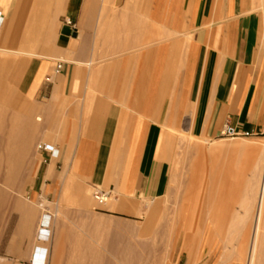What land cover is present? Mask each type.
Here are the masks:
<instances>
[{
	"label": "crops",
	"instance_id": "obj_1",
	"mask_svg": "<svg viewBox=\"0 0 264 264\" xmlns=\"http://www.w3.org/2000/svg\"><path fill=\"white\" fill-rule=\"evenodd\" d=\"M256 10L255 0H0V151L17 153L20 170L32 148L33 188L57 204L70 192L79 210L61 217L77 220L80 244L166 194L178 138L264 130ZM7 90L18 96L8 134ZM41 144L54 151L44 162ZM91 191L110 194L105 208L88 209ZM38 229L31 256L37 247L46 264L58 234L37 245Z\"/></svg>",
	"mask_w": 264,
	"mask_h": 264
},
{
	"label": "rangeland",
	"instance_id": "obj_2",
	"mask_svg": "<svg viewBox=\"0 0 264 264\" xmlns=\"http://www.w3.org/2000/svg\"><path fill=\"white\" fill-rule=\"evenodd\" d=\"M259 3L260 4L258 7V0H255V7L257 9L256 13L259 14L261 19V27H260L261 33L259 39V46L261 49H264V2L263 0L262 1L259 0ZM5 86L12 88L13 84L12 83L5 84ZM5 92L6 94L11 93L12 98L10 100V103H13L12 106L6 107L7 113L5 116V128L7 131L6 133L8 134L10 120L12 119L13 114L17 112V107L14 105L17 103L18 96H17V92H14L13 90H9V91L7 90ZM224 138L225 141L240 139V140L252 142L256 140H263L264 130L261 133H258L257 135L251 137L238 136L235 138H230V137H224ZM22 141L24 143L26 142L24 139H22ZM188 144L190 145L200 144L203 147V148L201 147V150L204 149L202 151L203 153H205V155L203 154L204 156L202 155L201 157L206 158L204 164L206 165L207 163L206 168H210L211 156L208 153H209V148L213 144V140H199L191 137L178 138L175 141V146L177 148L176 150H178L179 152V155L174 156V160L171 164L170 181L166 194L164 196L158 197L156 200L152 202L143 203V205L141 206V211L137 214L135 218L123 219L120 229L117 228L118 225L116 223L115 225L116 229L123 230V238L125 239L126 242H130L131 244H135V243L138 244L141 242H145L148 245L147 251L151 254V256L149 260H147V262H144L145 264H242V262H237V261L232 262L231 260L229 262H225L221 258V255L224 251L223 246L224 243H226L225 242L226 240L224 238L227 237V240H229L230 245L231 244L236 245L237 241L239 245L241 244L242 235L236 233V231L238 230V226L236 227L231 224L232 221L233 222L238 221L235 213L237 211L236 208L239 206V204L238 201L236 200L240 199L241 194L235 193L232 197V199L234 200L233 203L226 202L224 204L227 207V212L222 218L220 217L221 218L220 220L223 223L217 228H214L213 225L209 222V219L207 216H205L204 211L202 212L197 211V213L196 210L193 211L192 208L194 204L192 202V199H194V197L192 198L189 195V197L187 196V198H185L186 197L185 192L187 187L186 184L193 181L196 183H199V181L206 183L207 184L206 188L204 187L203 189L206 190L202 193L204 194L202 195V198L215 199L216 194L209 195L208 191H210L211 189L224 190L225 189L224 184L225 183L228 184V182L230 181V177L225 178L223 176V177H217L215 179L213 177H210V175L211 174L213 175V173H210V171L208 170V172H206L207 178L203 179V181L202 179L198 180L199 178L197 179L190 178L191 174H196L193 172L192 170L193 166L191 165L193 161L196 159V155L193 154L194 148L189 147ZM48 147L49 146L47 145L41 144V148L39 149V152L37 154V156L43 162L48 157L54 155L53 150H50L51 152L50 155L42 153L44 152V150L45 152L49 150L47 149ZM254 155H255L254 152H249L248 155L234 154V158L238 159V162H241L240 165L242 164L243 167L245 166L247 168L251 166ZM221 157L223 158V160H225L226 156L223 155ZM248 160L251 162L250 165H249L250 162ZM32 167H33V149L31 148L27 150V152L25 153L24 160L21 163V169L18 171L17 176L13 179H10L8 183H10L9 190L12 189L10 190L12 196L16 191H18L20 197L27 200L30 203V205H32L33 208L40 213L39 215L42 216L43 221L40 222L38 221L37 223L39 228L37 245H41L48 243L51 240V238L55 236L54 233L55 228L53 227L54 226L53 222L55 220V217L57 218L56 215L58 214L56 211H54L56 207L61 206L59 215H63L62 214L63 211L69 212V211L79 210V207L73 204L72 202H69V200L71 199L70 192H68L66 195L67 199L65 201H60L59 204H57V202L54 199L47 200V198L43 195V193L39 192L37 188H33V186L31 185L35 175V171L32 170ZM212 181L214 183H212ZM235 181L237 185L234 187V190L240 192L242 189L246 188L248 182L247 178L242 177L235 179ZM211 183L214 184L215 186L214 188L211 187L212 186ZM96 193L97 192L94 191L90 192V201L93 204H90V206L88 207L89 210L105 208V204L110 201V199H108V201L105 202L104 204H99L94 197ZM219 197H220L219 195H216V199H218ZM184 199L185 200L188 199V202H184ZM205 204L206 202L205 203L203 202L201 203V206L204 207ZM230 204L232 206V213L230 212L229 209ZM191 209L192 211H190ZM189 211L190 213L191 212L192 213L190 214ZM55 212L57 214H55ZM150 213H153L154 220L152 224L148 223L149 227L147 231H145L144 228H146L148 216L151 215ZM194 213H196V215H194ZM9 214L11 215L9 216ZM203 216L207 218L205 219ZM189 217L191 219H189ZM239 217H242V214H239ZM48 220H50V225L47 224ZM18 221L19 219L16 212L9 210L8 212L6 211L4 213L3 211H0V234H1L0 257L7 258L9 261L7 263L9 264L11 263L12 264H42L43 260L39 262L37 261V256H36V252L38 251L37 247L35 248L32 256L30 253H28L27 250L28 242L30 243V240L33 242L34 234L32 236V239L25 237V239H23L21 242L19 241L20 239L17 236ZM64 221L66 223V226L72 230L71 233L73 234H76L75 232L81 233L80 232L81 229H78L77 227H74L72 225V222H75L77 220L64 219ZM174 221L175 223H172ZM191 224L193 225V227H191ZM106 229H110V227H105V230ZM244 229L248 230L249 228L246 226L244 227ZM189 230L190 231L206 230L205 233L206 235L202 240H200L199 238V240L197 241V236H202V234L199 235L191 234L188 236L183 233L184 231H189ZM214 230H218L220 233L213 235L210 234ZM158 231H160L161 234L155 233ZM176 231H180L181 234H174L173 232ZM82 236L85 240L89 241V243L88 242L87 243L94 249V252L96 254L102 253L100 242H96L92 234H89L88 238L86 235H82ZM236 236H239L238 240H236L237 239ZM14 237L17 239V242H15L14 245H10L9 241ZM232 239L233 242H231ZM222 240L224 241L222 242ZM25 241H27V244L24 246ZM235 241L236 243H234ZM62 248H63L62 252H60L61 254L55 262L85 261V259L84 260L78 258L76 259L73 256L74 255L73 244L71 243L63 244ZM103 253L107 254L106 251H103ZM48 255H52V246L50 245H49ZM106 260L107 262H117L116 260H112V258L111 259L108 258ZM48 262H46V264H48ZM91 262H94V259L91 260ZM259 264H264V255Z\"/></svg>",
	"mask_w": 264,
	"mask_h": 264
},
{
	"label": "bare ground",
	"instance_id": "obj_3",
	"mask_svg": "<svg viewBox=\"0 0 264 264\" xmlns=\"http://www.w3.org/2000/svg\"><path fill=\"white\" fill-rule=\"evenodd\" d=\"M188 145L196 148L197 150L196 159L193 161L192 168L196 174L198 173L199 175L198 180L202 179L203 181V179H206L207 178L206 172H208L209 170L210 173H213V175L211 174L210 177H213L215 179L217 177H223V176L225 178L230 177V181L228 182V184L227 183L224 184L225 186L224 190L211 189L210 191H208L209 195H212V194L219 195L220 197L218 199H216V195H215V199L214 198L213 199L202 198V195H204L202 193L206 190V189L205 190L203 189L204 187L206 188L207 184L200 182V181L199 183H196L194 181L190 182L189 187L187 189L188 191L185 192L186 197L185 195L184 197L187 198V196L189 197V195L192 198L194 197V199H192V202L194 204V206L192 204L193 211L196 210V213L197 211L198 212L204 211V214L205 216L208 217L209 222L213 225L214 228H217L218 226L222 225L223 222L220 219L227 212V207L224 204L226 202L233 203L234 201L232 199L233 195L235 193L237 194L240 193L241 194L240 199L236 200L238 201L239 206L236 208L237 211L235 213L238 221L237 222L232 221L231 224L236 227L238 226V230L236 231V233H238L239 235H242L241 244L239 245L238 241L237 243L235 241L234 243H236V245L234 244L230 245L229 240H227V237L224 238L226 240L225 241L226 243H224V246H223L224 251L221 255V258L225 262H229L231 260L232 262H235V261L242 262V264L243 263L244 264H259L264 255V139L256 140L252 142L240 140V139L232 140V141L218 140L216 142H213V144L211 145V148L209 149L210 151L209 153H211L210 168H206L207 163L206 165L204 164V162L206 161L205 160L206 158L202 157L201 159V156L204 154L203 151L201 155L199 154V151L201 152L199 148H201L202 146L200 144H196V145L188 144ZM11 148H15L14 143H11ZM244 150H249L248 152H254L255 154L253 157L252 164L249 161L250 158L252 157L249 158L248 161L250 162L249 165L251 164V166L247 168L245 166L243 167L242 164L240 165L241 162H238V159H235L233 155V153L241 152ZM227 152L228 154H232L233 156L230 155V157L228 156L229 157L228 160L226 159L223 160L221 156H223L222 154L227 153ZM225 158H227V156ZM18 159H19V155L17 153L11 152L9 154L7 153L4 154L3 152L0 151V211H3L5 213L6 211L8 212L9 210H11L17 213L18 219H19L18 228H17L18 229L17 236L20 239L19 241L21 242L23 239H25V237L32 239L33 234L35 235V232L38 227L37 223L40 220V215H39L40 213L36 209H34L33 206L30 205V203L27 200H25L24 198H21L18 191H16L13 194V196L10 193V190L12 189L9 190L10 183L8 182L10 179L15 178L18 174V171H19L18 164H17ZM221 162H222V165H221ZM3 164L5 165L3 166ZM208 167H209V164H208ZM242 177L247 178L248 182H247L246 188L238 192L234 190V187L237 185L235 179L242 178ZM213 181L212 183H214ZM212 183H211L212 185L211 187L214 188L215 186ZM184 202H188V199L186 200L184 199ZM203 202L204 203L206 202L204 207L201 206V203ZM60 207L61 206H57L56 209L54 207L55 209L54 211H56L58 214L55 212V214H57L56 215L57 218L55 217V220H54L55 227L54 226L53 227L56 228L55 232L56 234H58V241L54 240L55 243L54 245H52V255L49 256L48 264H145L144 262H147V260H149L151 254L147 251L148 245L145 242H141L138 244L137 243L131 244L130 242H126L125 239L123 238V230H118L116 228H112L111 230L104 229V230H101V232L98 231L96 228L97 233L100 232V234L99 233L97 234L96 231L94 232L98 235V240L102 248V253L96 254L94 252V249L88 243H85V244L79 243L78 238H82V237H79L80 235L77 236V234L71 233V230L69 229L64 230V225L66 224L64 219L66 217L64 216L65 218L64 217L62 218L61 216L63 215H59ZM192 209L190 211H192ZM229 209H230V212L232 213L231 204H230ZM196 213H194V215H196ZM150 214L151 215H149L147 219L146 228H144L145 231H147L149 227L148 223L152 224L154 220L153 213H150ZM239 214H242V217H239ZM10 215L11 214H9V216ZM182 217H183V214H182ZM207 217H204V218L206 219ZM95 218L97 217H94V219ZM81 219L83 218L81 217L80 220ZM99 219L100 218H97L96 221H98ZM189 219L191 218L189 217ZM82 221L83 223L81 222V224H84L85 220H82ZM92 221L90 222L93 224V222L95 221L93 222ZM99 221H101V219ZM102 222L103 221L99 222L100 223L99 226L101 224H104ZM172 223H175V221ZM246 226L249 228L248 230L244 229V227ZM191 227H193L192 224H191ZM160 231L155 232V233H160ZM90 233H91L90 231L88 233L86 232V234H90ZM173 233L181 234L180 231H176ZM183 233L188 236L191 234H197V235L202 234V236H197V241H198L199 238L200 240H202L205 237L206 230L204 231H199V230L190 231L189 230V231H184ZM218 233H220L218 230H214L210 234L213 235V234H218ZM92 235L94 236V234ZM236 237L235 239L238 240L239 236H236ZM63 239H65L66 241L74 240L75 244L73 245L74 246L73 256L76 259L77 258L82 259V260L85 259V261L83 262H55L59 258L61 254L60 252H62ZM223 241L224 240H222V242ZM9 242H10V245H14V243L17 242V239L14 237ZM231 242H233V239ZM81 243H83V241ZM32 249H33V244H32V241L30 240V243L28 242V246H27L28 253L32 254ZM103 251H106L107 254L103 253ZM108 258L110 259L112 258V260H116L117 262H107L106 259ZM93 259H94V262H91V260ZM7 262H9L7 258L0 257V264H9Z\"/></svg>",
	"mask_w": 264,
	"mask_h": 264
},
{
	"label": "built area",
	"instance_id": "obj_4",
	"mask_svg": "<svg viewBox=\"0 0 264 264\" xmlns=\"http://www.w3.org/2000/svg\"><path fill=\"white\" fill-rule=\"evenodd\" d=\"M61 65H56L57 70L60 69ZM258 132H247V131H237L234 130L232 127L226 125L222 128V130L220 131V136L221 137H230V138H235L238 136L241 137H251L254 135H257ZM95 199L97 200V202L99 204H104L105 202H107V200L110 197V194L108 192L106 193H96L94 195Z\"/></svg>",
	"mask_w": 264,
	"mask_h": 264
}]
</instances>
